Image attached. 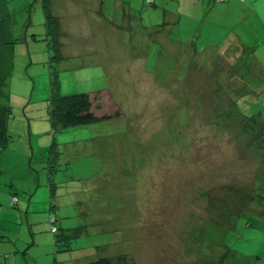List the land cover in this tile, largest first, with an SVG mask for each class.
<instances>
[{"label": "rangeland", "instance_id": "rangeland-1", "mask_svg": "<svg viewBox=\"0 0 264 264\" xmlns=\"http://www.w3.org/2000/svg\"><path fill=\"white\" fill-rule=\"evenodd\" d=\"M225 1L162 24L144 0L59 48L46 1L0 0V264H264V26ZM82 92L110 117L52 124Z\"/></svg>", "mask_w": 264, "mask_h": 264}, {"label": "crops", "instance_id": "crops-1", "mask_svg": "<svg viewBox=\"0 0 264 264\" xmlns=\"http://www.w3.org/2000/svg\"><path fill=\"white\" fill-rule=\"evenodd\" d=\"M44 1H46L48 4L47 6L49 8V12L51 16L50 19H48L47 21L48 23L47 26L48 28H53L54 40L59 48H64V42H65L64 39L67 38L65 32L66 28L69 30V32H73L75 26L79 24V25H84L82 29H84L85 27H90L92 29L108 27L109 30L113 29L117 33L119 29H117L116 24L118 25L120 23L126 25L128 19L131 18V15H133L134 12H135L134 16L137 17V11L144 8V4H142L144 0H44ZM200 1L203 4L205 3V7L209 5V8L211 9L213 0H199L198 3H194L193 0H152V2L155 4L157 9L161 7L158 4H162L163 8H165L163 2H168L167 7H169L168 8L169 10L164 9L165 11L162 16L164 17L165 21L162 22V24H166V22H168L166 21L167 18L171 19L172 21H174L175 18H179L180 17L179 14H182L184 12L185 5L189 4L193 8H196L198 7V5H200ZM226 1L227 4L225 7L239 8L240 11L245 12L244 14L241 15L242 18L245 17L249 18V13L252 12L251 17L252 18L253 17L256 18V16L260 17V20L264 26V16L262 15V11H259L256 5L260 1L258 0H226ZM253 5L255 6V9ZM173 9L177 13L175 11L173 12L170 11ZM189 9H191V7ZM196 12L198 11H194V13L192 14H196ZM153 13L155 12H152V14ZM216 15L219 16L220 14L216 12L214 14V17H216ZM207 16H210V13H208ZM118 27L121 28L120 26ZM131 29L135 31L130 32L129 30ZM129 30L126 31L122 30V32L124 34L130 33V36L132 37L133 36L132 34L136 32V29L131 27L129 28ZM118 38L120 39V37L117 35V39ZM232 39L233 42H231L227 46H222L221 44L216 45V48L218 50L216 51L217 55L226 56L227 58L231 57L235 60V57L238 56L239 54L238 53L239 49L243 48L244 46L243 45L244 41L242 40V36L239 33L238 35L233 36ZM71 40L73 39H70L69 42ZM210 44L213 45L212 43ZM203 49H208V48L204 47Z\"/></svg>", "mask_w": 264, "mask_h": 264}, {"label": "trees", "instance_id": "trees-1", "mask_svg": "<svg viewBox=\"0 0 264 264\" xmlns=\"http://www.w3.org/2000/svg\"><path fill=\"white\" fill-rule=\"evenodd\" d=\"M45 14L50 19V12L45 8ZM49 117L52 124H57L62 127L70 125H83L95 122L102 118L110 117V115H97L94 112L93 104L88 93H73L69 95H59L52 97L48 106ZM118 114V112L116 113ZM7 125H6V108L0 104V145L6 140ZM16 201V200H15ZM15 201L11 203L14 204ZM51 231L56 234L55 241L59 240L57 236V228L50 226ZM69 228V232H74ZM117 262L113 261L111 257H98L97 259L87 261L83 264H118L125 262V256H117ZM60 264V263H58Z\"/></svg>", "mask_w": 264, "mask_h": 264}]
</instances>
